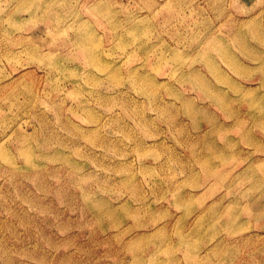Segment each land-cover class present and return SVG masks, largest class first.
Instances as JSON below:
<instances>
[{"label": "rangeland", "instance_id": "374dc122", "mask_svg": "<svg viewBox=\"0 0 264 264\" xmlns=\"http://www.w3.org/2000/svg\"><path fill=\"white\" fill-rule=\"evenodd\" d=\"M0 264H264V0H0Z\"/></svg>", "mask_w": 264, "mask_h": 264}]
</instances>
